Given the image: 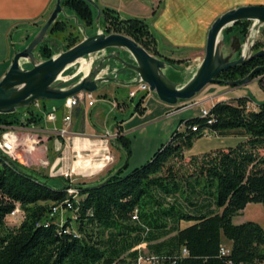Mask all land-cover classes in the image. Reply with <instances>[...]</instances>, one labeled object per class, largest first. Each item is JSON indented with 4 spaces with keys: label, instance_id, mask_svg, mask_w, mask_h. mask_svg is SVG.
I'll use <instances>...</instances> for the list:
<instances>
[{
    "label": "trees",
    "instance_id": "16d2710c",
    "mask_svg": "<svg viewBox=\"0 0 264 264\" xmlns=\"http://www.w3.org/2000/svg\"><path fill=\"white\" fill-rule=\"evenodd\" d=\"M61 5L86 24L94 20L87 0H61ZM101 15L107 30L131 37L148 51L155 49L144 19L120 18L109 7H103ZM248 23L240 20L233 26L243 34ZM65 24L57 20L53 28L65 33L69 48L77 37L65 31ZM261 47L257 42L255 50ZM39 53L47 59L55 51L44 44ZM165 58L172 64L182 62ZM258 65H264V54L222 71L217 78H242ZM258 75L264 85V70ZM145 96L137 97L134 112H143ZM251 100L238 96L216 101L206 116L181 120L183 129H176L145 163L125 173L126 162L98 182L50 176L0 156V264H138L140 257L153 264L264 263L263 227L253 220L233 222L248 203L264 207V102L251 109ZM46 102L0 113V132L40 126ZM62 111L58 107L59 117ZM204 129L243 139L235 146L187 155ZM116 142L128 157L130 138L118 131ZM69 188L75 191L69 193ZM17 205L21 220L9 226L6 217ZM54 206L63 213L51 216ZM135 210L137 219L132 218Z\"/></svg>",
    "mask_w": 264,
    "mask_h": 264
},
{
    "label": "rangeland",
    "instance_id": "374dc122",
    "mask_svg": "<svg viewBox=\"0 0 264 264\" xmlns=\"http://www.w3.org/2000/svg\"><path fill=\"white\" fill-rule=\"evenodd\" d=\"M94 1V0H93ZM253 0H162L159 6H154V8H150V10L144 11L143 7H139L138 3L131 4L130 8L134 10V12L127 13L123 12L121 16L117 11L120 18L126 17H138L144 19L149 26L150 32L152 33L153 37L155 38L156 48L154 50L148 51L156 53V49L162 55L168 56L169 58H173L175 60L186 58L194 52L195 50L199 49L200 47L205 46L207 31L211 25V23L222 13L228 11L230 9L242 6V5H249V4H259V3H252ZM256 1V0H255ZM56 0L52 3L47 13L43 16L42 25L48 19L52 9L55 6ZM257 2V1H256ZM146 3L150 5V1L147 0ZM97 4V3H96ZM98 5V4H97ZM62 6V5H61ZM94 10V20L91 24H86L84 20L77 18L74 12L71 9L63 8V12L58 15L57 20L64 21L66 24V30L70 31L75 34L77 40L73 42L72 46L77 42L81 41L84 36L92 35L99 31H104L105 33H117L113 32L116 31L115 29H106V19L102 18V15L97 17V9L92 5ZM100 10L106 6H99ZM110 8V7H109ZM113 9V8H112ZM64 13V14H63ZM134 14V16H133ZM97 17V18H96ZM56 20V21H57ZM248 26L246 27L243 34H241L233 25L226 27L222 34L220 35L221 40L224 42L227 48H231L232 44V37L236 36L240 41V50L237 52L236 56L241 54V50L245 44L246 35L249 31H251L253 20H248ZM55 23V22H54ZM53 23V24H54ZM52 26L47 30L46 35L44 37V41L41 42L34 50V54L37 59H43V57L39 53V47L46 44L49 49L55 51L54 54L59 52L60 50H66L68 47V43L64 40L65 33L55 31L56 29ZM41 25V26H42ZM40 26V27H41ZM228 28L227 31H225ZM40 29V28H39ZM38 29V31H39ZM108 31V32H107ZM122 34V33H120ZM125 35V34H123ZM127 36V35H126ZM129 37V36H128ZM131 38V37H130ZM254 44L252 46V52H256L260 49H264V24H261L257 28V32L254 34ZM260 42L262 47L258 50H255L256 43ZM22 46V45H21ZM20 45H16L17 49L22 48ZM68 49V48H67ZM53 54V55H54ZM108 55H119L122 60L125 59L128 62H133L131 59L130 54L127 50L117 47H110L104 50L95 52L91 55L81 58V60L74 62L73 64L69 65L61 74V78L58 81H62L63 83H73L79 80L84 74V69L81 68L83 66L88 65V70L93 69L94 67L98 66L100 61L102 60L103 66L101 69L100 75H114L117 71L118 74L116 75L117 80L112 82L114 83H121L124 85H131L132 80H127L130 77H135V73L128 69L122 68L123 64L118 61L117 59H106ZM159 55V54H158ZM157 56V55H156ZM159 57V56H158ZM165 58V57H164ZM166 59V58H165ZM24 61V60H23ZM85 61V63L83 62ZM88 62V63H87ZM22 65L30 66L29 63L21 62ZM82 65V66H81ZM175 67H169L168 74H172L173 76L168 77L164 71V74L171 80L176 79L178 82H182L185 80L186 73L188 70L185 68V64L174 63ZM81 66V67H80ZM164 68V70L166 69ZM80 68V69H79ZM87 73V72H85ZM261 75L254 77L250 82L242 84L240 86L230 87L232 90L228 93L229 100H233L236 98L233 94L242 93L244 92L247 94L246 96H250L251 98H255V100L259 99V97L264 96V85L260 83L259 78ZM175 82V81H174ZM213 87L212 83L207 84L199 94H196L192 99L189 100H180L181 103H177L176 105L168 104V109L173 110L174 107H182V106H189L183 109L182 111H178L173 113L170 116H166L164 119L159 121H153L154 117L153 114L143 115L134 113V111L130 110L129 112H124L118 115L117 119H124L125 129L129 130L128 136L130 138V155L126 157L123 152L120 151V158L115 163L114 170L118 167H123V165L127 162V167L125 168V173L130 171L136 166H139L145 163L153 154L155 150H157L162 144H165L169 139L171 134L178 128L183 129L182 124L179 127V122L181 120H186L195 116H202L201 110L202 108L209 109L211 101H203L201 103H195V101L199 100L198 96L204 95L209 89ZM228 87V86H227ZM218 90H212L211 93L215 94ZM153 95H155V99H159L155 92L150 91ZM120 94L125 96L126 92L121 91ZM227 94V93H226ZM242 94L241 96L245 95ZM147 95V94H146ZM225 95V94H224ZM62 100H47V109H51L49 106L52 103L59 104ZM159 101H161L159 99ZM256 102V103H263ZM165 103V102H162ZM101 106V105H100ZM99 107V106H96ZM258 107V106H257ZM92 109V108H91ZM132 111V113H131ZM172 112V111H171ZM131 113V114H130ZM170 113V112H169ZM162 114L165 115V112ZM87 117V116H86ZM89 117V115H88ZM91 117V116H90ZM105 117V116H104ZM95 122L100 125L102 130H111L114 125V119L109 118L106 116V124L103 126L102 121H97V119L93 116L92 117ZM77 119V118H76ZM48 123V122H47ZM56 125H60L59 121H54ZM52 125H47L48 128H52ZM30 127V126H28ZM11 128V127H8ZM58 128L54 129V131L50 132L53 134L60 135V141H58L59 149L58 151L64 150V142L61 141L62 135L57 132ZM32 132V131H31ZM36 133V131H34ZM32 132V133H34ZM19 137L23 135L21 132H17ZM37 134V139H40L42 136ZM242 136L239 135H226V136H218L213 133L207 132L202 135L200 138L194 140L193 145L188 151L186 152L187 155H197L202 154L204 152H209L216 148H226L230 146H235L242 140ZM47 141V140H46ZM41 144V141L39 142ZM19 153L22 154L21 159H25L27 154H25L20 148L17 149ZM28 152V151H27ZM60 156H64V160H70V153L64 151L59 153ZM75 159V156H74ZM19 162L22 160L16 159ZM22 163V162H21ZM67 166V171L71 174L74 173L76 170L75 168L71 169V166ZM34 166H30L33 168ZM35 169V168H34ZM66 170V169H65ZM47 173V169H45ZM43 171V172H45ZM59 175V174H58ZM74 177V176H72ZM76 177V176H75ZM90 178L85 177H77L74 182H84V180H88ZM98 182V181H97ZM89 183V182H88ZM21 211V210H20ZM17 216H22L21 213H16ZM15 216V215H14ZM246 220H253L259 223L264 229V207L261 203H248L246 207L241 211L240 214L233 217L234 223H241ZM185 225V224H184ZM264 264V263H260Z\"/></svg>",
    "mask_w": 264,
    "mask_h": 264
},
{
    "label": "crops",
    "instance_id": "0c3cea01",
    "mask_svg": "<svg viewBox=\"0 0 264 264\" xmlns=\"http://www.w3.org/2000/svg\"><path fill=\"white\" fill-rule=\"evenodd\" d=\"M146 1L147 0H94V2H96L99 6L116 9L121 16H123V12H134V10L130 8L131 4L138 3L139 7L142 6L144 11H147L150 10V8H154V6H159L162 2V0H149L150 5H148ZM256 1L253 0L252 3L264 5V0ZM53 2L54 0H0V79L9 68L12 57L18 50L16 45H22L21 47L23 48L36 34L42 25L43 16L47 13ZM156 51L159 55H154L169 58L168 56L160 54L157 49ZM150 53L153 54V52ZM203 56L204 48L200 47L194 52H191V54L186 58L178 59L182 61L179 64L186 65L185 68L188 72L186 73L184 81L178 82L176 79H172V81L177 82L178 85L185 83L195 72ZM168 70L169 67H166L164 70L166 71L165 74L167 73L166 75L168 77L173 76L172 74H168ZM133 78L134 77L132 76L129 79L127 78V80H132ZM212 84L213 87L204 93V95L198 96L199 100H196L194 104L210 100L211 104L209 107H211L216 101L229 100L227 95L232 90L230 86L227 87V85L223 83ZM130 87L131 85L108 82L105 86L94 92L97 99L94 105L88 107L87 105L83 106L80 104L79 106H75L70 109L69 113L71 115V122L69 129L71 132L67 138L62 137L63 139L61 141L64 142L63 151H58L60 150L58 146L60 135L50 133L54 131V129L58 128L59 125L47 121L45 118V113L50 109L44 112V122L40 126L11 127L18 137L19 135L17 132H21L23 136L19 137V139L22 141L24 139H32L35 141V145L28 152L25 149V144H20L21 149L24 150L23 152L27 154L25 159H21L22 154L17 151L19 159L22 160L21 162L27 167L34 166L33 169L35 168L36 170L45 171V169H47V174L50 176L60 175V171H64L65 169L67 170L66 165L69 164L71 169L75 168L76 170L70 176L71 181L75 180L78 176L90 178L88 180H84V182H97L107 178V176L120 168L118 167L114 170L113 166L117 163V160L121 156L120 151L123 152L116 142L118 131L126 136H128V133L130 132V129H125L126 121H124V119L118 120L117 117L121 113L129 112L130 110L133 111L137 97L142 95V93H139L137 97L130 99L128 97V90ZM212 90H218V92L212 94ZM121 91L126 92L125 96L120 94ZM102 94L105 96H101ZM242 94L245 93L242 92L233 95L238 97ZM246 95L247 94L243 96ZM251 99L252 100L248 103V106L251 109H256L259 105V103L256 102L264 101V96L259 97L257 100L253 97ZM112 102L117 103L118 106L116 109H111ZM162 102L163 101H159V99L157 100V98L155 99V95L152 93H148L141 102V107L144 108L143 112L132 113L131 111V113L132 115L135 113L142 114V116H150L153 114V121H159L164 119L166 116L182 111L192 105L190 104L189 106H182L179 108L174 107L173 110H170L168 109L169 107L167 103ZM178 103L181 102L179 101ZM62 105L63 101L59 104L52 103L49 106H51V109H58V107H61L63 109V116V114L67 113V109L63 108ZM163 112H165V115L162 114ZM56 116H58L57 110ZM93 116L98 122L102 121L103 126L107 122L106 116L112 118L114 119V125L111 130L104 131L100 128V125L93 120ZM56 121H59L60 126H62V117L58 116ZM50 124L52 125V128L47 127V125ZM31 131H36V133H32ZM40 133H42V136L40 139H37V134L41 135ZM40 141L41 144L39 143ZM64 151L70 153V160L66 161L64 160V156L59 155V153ZM20 220V216L8 215L6 217V224L9 226H15L19 224Z\"/></svg>",
    "mask_w": 264,
    "mask_h": 264
},
{
    "label": "water",
    "instance_id": "95a60500",
    "mask_svg": "<svg viewBox=\"0 0 264 264\" xmlns=\"http://www.w3.org/2000/svg\"><path fill=\"white\" fill-rule=\"evenodd\" d=\"M87 1L97 9L98 17L101 10L96 2ZM62 12L61 0H56L48 19L39 31L23 48L14 53L9 68L0 79V113H12L18 108L30 106L35 101L63 100L79 92H95L108 82L117 80V71L115 76L100 75L103 66L101 60L98 66L87 71L79 80L71 84L60 86L63 82L58 81L59 76L69 65L83 57L110 47L125 49L130 54L133 62L122 60L119 55L104 57L117 59L123 64L122 68H128L136 74L129 83L134 84L137 79H142L147 82L150 91L155 92L161 101L171 105H176L180 100L192 99L209 83H223L230 87L240 86L250 82L259 71L264 70V65H258L242 78L234 80L217 78L222 71L264 54V49L252 52L254 35L250 42V31L246 35L245 43L250 42L251 44L245 55L241 50V54L236 56L241 45L236 36L232 37L231 48H227L222 40L218 41L221 30L234 22L253 20L257 23V28L264 24V5L262 4L242 5L219 15L207 31L204 56L199 66L192 76L180 85L164 74L166 66L175 67L172 63L164 57H158L148 52L132 38L120 33L107 34L104 31H99L92 35H86L81 41L66 50H60L47 59H37L34 54L35 48L44 41L47 30ZM21 62L29 63L30 66L22 65ZM0 156L6 162L15 165L13 159L1 150Z\"/></svg>",
    "mask_w": 264,
    "mask_h": 264
},
{
    "label": "built area",
    "instance_id": "2783aa9c",
    "mask_svg": "<svg viewBox=\"0 0 264 264\" xmlns=\"http://www.w3.org/2000/svg\"><path fill=\"white\" fill-rule=\"evenodd\" d=\"M139 93L142 94H148L150 93L149 85L147 82L143 81L142 79H137V81L134 84H131L130 89L128 90V97L130 99L137 97ZM97 101L96 96L94 95V92H79L75 95L69 96L65 99H63V105L62 107L67 109V113L63 114L62 116V126L58 128V133L62 135V137L67 138L70 134V122H71V115H70V109H72L75 106H79L80 104L87 105L88 107L94 105V103ZM35 107H40L39 101H35L32 103ZM117 103L112 102L111 103V109L117 108ZM56 110L57 108H52L49 111L45 113V118L47 121L54 122L57 118L56 116ZM208 113V109L202 108L201 114L202 116H206ZM210 122V121H209ZM193 129H196V127H193ZM209 132L208 130H203V135L205 133ZM107 137V134H106ZM25 144L26 151H30L33 146L35 145V141L32 139H24L23 141L19 139V137L15 134L14 130L11 128H5L3 131L0 132V150L11 157L12 159H19V154L17 153V149L20 147V144ZM60 175L66 176L70 178L71 173L67 170L60 171ZM75 191L74 188H69L68 192L73 193ZM60 212V214L63 213V210L59 208V206H54L52 208V211L50 215H55L56 213ZM16 213H21L18 205L11 211L10 215L14 216ZM133 219H137L136 210L134 211V215L132 216ZM185 252V250H183ZM138 264H153L151 260H148L146 258L142 259L141 257L138 259Z\"/></svg>",
    "mask_w": 264,
    "mask_h": 264
},
{
    "label": "bare ground",
    "instance_id": "6f19581e",
    "mask_svg": "<svg viewBox=\"0 0 264 264\" xmlns=\"http://www.w3.org/2000/svg\"><path fill=\"white\" fill-rule=\"evenodd\" d=\"M258 25H259V24H258ZM226 27H228V25L225 26V27L221 30V32H220V34H219V37H218V41L221 40L220 35L222 34L223 30H224ZM255 31H257V23H256V22H253V25H252V28H251V31H250V35H251L250 38H249L250 42H251L252 36L254 35ZM250 42L245 43L244 46H243L242 53H243L244 55L248 52V47H249V45L251 44ZM80 60H81V59H80ZM80 60H79V61H80ZM77 61H78V60H77ZM83 62L85 63V61H83ZM87 63H88V62H87ZM81 66H82V65H81ZM81 66H80V67H81ZM81 68H83L84 71L87 72V70H88V65L83 66V67H81ZM79 69H80V68H79ZM85 72H84L83 74H85ZM60 78H61V75L59 76L58 80H59Z\"/></svg>",
    "mask_w": 264,
    "mask_h": 264
}]
</instances>
